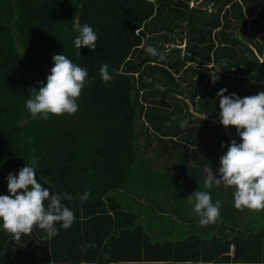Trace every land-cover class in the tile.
<instances>
[{"label":"trees","instance_id":"trees-1","mask_svg":"<svg viewBox=\"0 0 264 264\" xmlns=\"http://www.w3.org/2000/svg\"><path fill=\"white\" fill-rule=\"evenodd\" d=\"M75 22L97 33L95 52L75 47ZM148 45L165 59L149 56ZM59 54L88 71L78 111L34 120L26 100L47 83ZM104 63L115 77L108 83L99 74ZM217 67L213 84L209 71ZM224 88L240 98L264 91V0H0V195L9 194L8 174L28 164L50 195L73 197L63 203L75 215L67 230L58 223L51 239L34 226L17 241L0 220V264H264V210L240 216V224L205 228L194 220L177 237L170 220L155 236L122 192L141 152L156 164L182 152L201 159L190 154L193 146L208 157L211 173L219 172L232 141L218 118ZM228 128L240 143L236 128ZM151 184L147 199L154 197ZM220 188L211 197L230 222L235 189Z\"/></svg>","mask_w":264,"mask_h":264},{"label":"clouds","instance_id":"clouds-1","mask_svg":"<svg viewBox=\"0 0 264 264\" xmlns=\"http://www.w3.org/2000/svg\"><path fill=\"white\" fill-rule=\"evenodd\" d=\"M73 30L78 33L74 40L75 47L81 49L83 46L95 52L98 35L93 28L87 23L81 25L75 22ZM145 51L151 57L165 59L156 47L148 45ZM52 60L54 66L47 76V83L39 89L33 88L31 98L25 103L34 120H48L50 115H74L79 108L77 100L85 86L87 69L74 64L64 54L53 55ZM112 71L120 74L119 69ZM220 72L218 67L209 71L213 84L220 79ZM99 74L104 83L115 78L109 72L107 63L101 65ZM226 92L224 88L217 93L220 98L218 118L225 128H236L241 142L237 143L235 139L230 142L220 158L219 178L214 177L213 173L209 174L204 186L208 189L214 183L217 186L222 183L231 186L235 189L233 196L237 209L264 210V91L244 98L236 93L225 95ZM187 126V120L180 122L181 129ZM36 174V169L28 164L19 170L18 175L9 173L6 177L9 194L0 195L2 227L17 241L21 239V234H30L34 226L51 239L59 233L58 223L67 230L75 221L74 212L63 203L64 200L72 201L73 197L68 193L50 195L48 188L37 181ZM90 195V191H86L80 196V202L83 203ZM188 200L190 203L194 201L192 210L199 217L200 227L217 222L220 202L213 203L209 192L196 190L188 196Z\"/></svg>","mask_w":264,"mask_h":264},{"label":"rangeland","instance_id":"rangeland-1","mask_svg":"<svg viewBox=\"0 0 264 264\" xmlns=\"http://www.w3.org/2000/svg\"><path fill=\"white\" fill-rule=\"evenodd\" d=\"M194 3H191V6H193ZM213 9V7H212ZM214 10V9H213ZM259 41H263V37L259 38ZM175 47V46H173ZM177 47V46H176ZM180 48L182 50L185 48V44L183 43ZM184 52V51H183ZM191 109L194 110L193 105L191 104ZM197 117L204 118V115L196 114ZM208 119V118H205ZM211 121V123L215 124L217 123L214 119H208ZM225 128V127H224ZM225 133L230 139H235L232 136V130L230 128H225ZM193 147V146H192ZM178 159L176 156L173 160L177 162L176 160H179V163L177 162L176 166L178 169H175L173 166L166 164L163 159H160L158 164L154 163L152 158L150 157H144V152H141L139 155V158H137V169L135 168L134 171L131 173V178L129 182L127 183L126 188L122 190L123 193H125V200H126V206L129 210H139L142 211V213L145 214V216L148 218V229H149V223L151 225H157L160 223V221H164L165 224L170 225L169 221L172 220V214L174 212L181 213L184 210L189 211L191 214L193 213V204L189 202L188 198L184 195L186 194L185 189L187 192H190L191 194L198 190L201 191L204 189V182L203 178L207 175V173L204 171L205 168H211V164L209 162L208 157L203 158L206 160L207 164L202 167L197 164L199 160L203 159H194L192 156L187 157V153H183ZM201 158V156L199 157ZM149 164H155V167L148 168L147 166ZM208 166V167H207ZM144 172V175H141L140 169ZM143 167V169H142ZM219 173V172H218ZM152 180L151 184V191H154V197L152 198H146V192H147V184ZM183 186V187H182ZM220 186V185H219ZM185 187V189H184ZM216 187L214 191H221V188ZM230 187V186H228ZM145 190V191H144ZM149 190V189H148ZM206 192H209V189L205 190ZM212 191V190H211ZM210 193L212 197L216 198V192ZM230 193L228 192V195ZM132 197H137L138 200L137 204L136 202H132ZM222 200L224 199V196L221 195ZM234 197L232 196V199ZM223 205L221 206V208ZM252 210H249L247 208L244 209H237V211L232 215V221L226 222L223 218L224 215L218 220L215 224H211L213 226L219 225H231V224H240L242 222L240 216H249ZM262 217H264L263 214H260ZM254 224V223H253ZM172 237L171 235H169Z\"/></svg>","mask_w":264,"mask_h":264},{"label":"crops","instance_id":"crops-1","mask_svg":"<svg viewBox=\"0 0 264 264\" xmlns=\"http://www.w3.org/2000/svg\"><path fill=\"white\" fill-rule=\"evenodd\" d=\"M195 151H196V153H198V156H201L199 149H195L194 147L190 146V150H189L190 154L195 153ZM182 155H183V152H182ZM201 159H203L202 156H201ZM176 164H177V162L172 160L169 165L173 166L175 169H178ZM197 164H199V166H201V169H202V167L205 166L207 164V162L205 161V159H203V160H199L197 162ZM204 171L208 174L202 179L203 182L207 179L209 174H211L210 168H205ZM213 176L219 178L218 173H213ZM222 185L226 188L228 187L227 185H225L223 183H222ZM214 186H217V185L214 183L213 187ZM217 187H220V186H217ZM184 189H185V187H184ZM206 189L207 188H205V186H204V190H206ZM185 192H187L186 189H185ZM186 195H187V193L184 196L186 197ZM212 202L215 203L214 200H212ZM220 209H221V203H220ZM172 215H173L172 220L174 223H173V226H171V228H170V234L172 236H176V237L178 236L177 234H179V236L186 235L189 232L190 227L194 224V220H196L198 222V219H199V217H197V216L191 214L189 211H185V210L183 212H181L180 214H178L177 212H174ZM181 215H183V218H180ZM220 216H222L221 213H220ZM220 218L221 217H219L218 220H220ZM163 222L164 221L161 220L159 223L160 227L157 225H154V226H152V230L149 229V231H152V233H155V236H156L157 233L162 232L161 227L164 224ZM197 226H199V225L197 224ZM208 226H212V225L210 224ZM208 226H205V228Z\"/></svg>","mask_w":264,"mask_h":264},{"label":"built area","instance_id":"built-area-1","mask_svg":"<svg viewBox=\"0 0 264 264\" xmlns=\"http://www.w3.org/2000/svg\"><path fill=\"white\" fill-rule=\"evenodd\" d=\"M235 252V247L233 245H231L230 247V254L233 256Z\"/></svg>","mask_w":264,"mask_h":264}]
</instances>
